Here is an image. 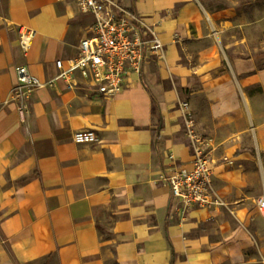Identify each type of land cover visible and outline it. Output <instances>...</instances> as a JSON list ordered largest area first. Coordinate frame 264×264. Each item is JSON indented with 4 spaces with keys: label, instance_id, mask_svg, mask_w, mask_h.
Here are the masks:
<instances>
[{
    "label": "crops",
    "instance_id": "obj_1",
    "mask_svg": "<svg viewBox=\"0 0 264 264\" xmlns=\"http://www.w3.org/2000/svg\"><path fill=\"white\" fill-rule=\"evenodd\" d=\"M120 1L158 32L164 58L150 55L116 98L79 75L72 90H35L22 118L16 66L54 80L94 19L76 0H0V264H264L252 155H264V56L224 44L197 0ZM20 27L37 33L28 56ZM179 101L204 149L224 153L211 162L227 207L173 206L166 177L193 160ZM81 130L97 141L75 143Z\"/></svg>",
    "mask_w": 264,
    "mask_h": 264
},
{
    "label": "built area",
    "instance_id": "obj_2",
    "mask_svg": "<svg viewBox=\"0 0 264 264\" xmlns=\"http://www.w3.org/2000/svg\"><path fill=\"white\" fill-rule=\"evenodd\" d=\"M81 14L91 16L94 23L79 45L78 55L68 61L57 60L58 76L47 83L34 76L28 66H16L17 84L12 100L22 118L30 95L43 87L55 88L59 80L75 88L79 75L92 91L106 98L123 94L134 75L140 74L150 55L164 58V45L152 27L148 26L136 10L124 6L120 0H76ZM37 33L20 27L19 46L28 56ZM186 136L193 144V160L189 167L176 169L166 177L175 209L185 215L192 209H219L227 207L224 195L215 187L214 167L205 154L203 141L196 132V121L189 103L179 101ZM77 144L97 141L94 130L77 131ZM264 216V198L258 200Z\"/></svg>",
    "mask_w": 264,
    "mask_h": 264
},
{
    "label": "rangeland",
    "instance_id": "obj_3",
    "mask_svg": "<svg viewBox=\"0 0 264 264\" xmlns=\"http://www.w3.org/2000/svg\"><path fill=\"white\" fill-rule=\"evenodd\" d=\"M206 17L214 20L213 29L222 34L221 41L234 45L245 57L264 56V0H197ZM212 23V22H210ZM204 99V98H203ZM210 160L214 155L205 147ZM257 171L264 179L262 153L252 150Z\"/></svg>",
    "mask_w": 264,
    "mask_h": 264
},
{
    "label": "trees",
    "instance_id": "obj_4",
    "mask_svg": "<svg viewBox=\"0 0 264 264\" xmlns=\"http://www.w3.org/2000/svg\"><path fill=\"white\" fill-rule=\"evenodd\" d=\"M263 159H264V155H263Z\"/></svg>",
    "mask_w": 264,
    "mask_h": 264
}]
</instances>
